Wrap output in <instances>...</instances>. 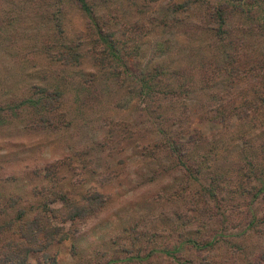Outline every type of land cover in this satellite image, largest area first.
Here are the masks:
<instances>
[{
    "label": "rangeland",
    "instance_id": "rangeland-1",
    "mask_svg": "<svg viewBox=\"0 0 264 264\" xmlns=\"http://www.w3.org/2000/svg\"><path fill=\"white\" fill-rule=\"evenodd\" d=\"M95 1L103 16L100 23L112 25L117 38L136 41L134 47L129 42L121 44L131 53L127 56L129 71L138 72L150 61L180 59L181 55L173 54L174 46L171 51L158 52L159 45H164L161 40H174L175 35L171 26L160 24L164 0L153 4L149 0ZM201 1L189 11L205 10ZM207 1L208 5L216 2ZM62 3L0 0V106L7 120L0 127V199H16L15 206L7 203L5 208L10 213L11 207H20L30 220L38 202L55 200L64 192L71 200L91 192L103 193L106 199L95 215L80 221L62 220L68 210L55 212L57 225L67 238L54 239L45 247L47 259L30 251L21 264H103L109 257L143 256L153 248L169 249L175 258L161 254L113 264H252L264 254V197L251 205L250 212L244 203L247 198L237 195L236 183L227 179L236 177L237 181L245 169L255 168L253 164L251 168L249 164L232 166L235 160L246 163L259 157L253 146L234 140L248 126L240 127L234 119L223 125L194 114L181 119V124L167 118L169 144L177 136L186 147L180 152L196 164L191 178L186 177L158 140L161 107L150 115L136 113L132 102L136 87L132 95L118 88L102 67L103 60H98L100 56L83 52L80 63L71 66L58 58L60 41L84 31L78 11ZM128 12L140 16L137 23L135 16L128 18ZM175 39L177 43L183 40ZM256 45L264 50V38L252 47ZM189 59H183L182 69L193 66ZM41 86L63 91L58 100H52L55 112L48 116L49 124L41 122L37 112L16 106L25 96L42 94L37 92ZM85 86L99 93L92 103L86 100L87 90H81ZM199 98L196 93L190 95V103L194 99L199 104ZM159 103L163 111L173 110L171 104ZM188 133L200 143L199 155L191 154ZM260 167L264 170V163ZM191 185H198L199 194L193 196ZM213 193L220 202H215ZM91 203L97 208L98 200ZM59 204L55 201L50 207ZM7 216L0 215V223ZM187 238L213 243L201 249L190 242L180 244Z\"/></svg>",
    "mask_w": 264,
    "mask_h": 264
},
{
    "label": "trees",
    "instance_id": "trees-1",
    "mask_svg": "<svg viewBox=\"0 0 264 264\" xmlns=\"http://www.w3.org/2000/svg\"><path fill=\"white\" fill-rule=\"evenodd\" d=\"M45 1L48 2V0ZM155 1L158 0H149L148 3L153 4ZM164 1L165 8L160 9V24L163 27L171 26L176 36H173L174 40L167 37L161 40L164 45L162 47L158 44L160 46L158 52L162 54L171 51L174 46L176 49L173 54L176 57L181 55L179 60L168 63L165 60L157 63L150 61L138 72L129 71L127 56L131 53L121 44L129 42L131 44L129 46L134 47L136 41L132 37L119 39L115 36L112 25L106 22L100 23V18L103 16L99 13L100 9L95 0H63L62 5L73 6L78 11L84 23V31H76L75 35L60 41L62 51L58 58L67 66H71L80 63L83 52H88L94 57L100 56L98 60H103L102 67L107 68V71L111 73V77L114 78L112 81L118 88H125L127 94L132 95L136 87L137 97L135 99L132 97L136 113L143 116L150 115L155 109L161 107L160 115L163 120L157 123L158 140L162 146L166 145L167 152L175 160L176 167H182L186 177L191 178L196 171V164L191 157H184L185 153L180 152L186 147L185 145L183 147L177 136L169 144L170 133L164 125L167 118L172 120L175 118L174 122L179 121L181 124V119L194 114L223 125L234 119L240 127L248 126L241 129L234 140L239 138L246 143L247 147L253 146L251 147L253 152H256L255 154L259 157L254 161L248 160L246 163L238 159L232 166L238 167L243 164L242 166L247 167L249 164L251 168L253 164L255 168L251 171L245 169V177L243 178L245 173L243 175L240 173L237 181H235L236 177H227V179L228 183H236L237 195H244L247 198L244 203L251 212V205L258 198L264 197V170L260 167L264 163V50L258 45L252 47L264 38V0H216L213 5H208V1L203 0L200 4H205V10L195 14L189 10L198 0ZM49 2L48 5H52L51 1ZM36 11L37 9L35 13ZM128 13V18L132 19L135 16L134 22L137 23L140 16L136 13ZM56 23L55 26L60 30L59 24L56 25ZM175 38L183 40L177 43ZM249 46L252 48L250 49ZM132 54L137 53L132 52ZM199 55H201L200 58H198ZM186 57H191L192 60H189L192 61L193 66L182 69V61ZM38 89L37 92L42 94L36 93L34 98L25 96L19 102L17 101L16 106L21 104L24 109L28 108L30 112H37L40 114L39 120L49 124L48 116L55 112L52 100H58L63 91L58 88L47 89L43 86ZM81 90L84 92L87 90L85 97L91 103L98 98L99 93L93 89H87L85 86ZM195 93L201 98H199V104H196L194 99L193 103H190V95ZM107 94L110 98V91L107 90ZM161 101L171 104L173 110L163 111L162 106L159 105ZM3 109L0 106V127L7 121ZM11 112L14 111L11 110ZM176 112L179 113L178 117L175 115ZM188 134L187 140L192 139L193 135ZM165 137L168 141H165ZM157 142L154 141V144L160 145ZM192 144L191 154L199 155L200 143L192 139ZM192 185L190 191L194 190L192 192L195 196L199 194V184L195 188H192ZM66 195L67 193L64 192L55 200L53 199L54 201L38 202L34 207L35 215L31 220L26 217L27 211L20 207L15 208L16 210L11 207L10 213L6 209L8 207L5 208L7 203L15 206L16 199H11L10 202L8 199H0V215H8L6 218H9L8 221L5 222V218L0 223V264H21L25 262L30 251L41 253L47 259L49 254L46 255L45 247L54 239L67 238L63 229L57 225L55 212L68 210L69 215L61 217L62 220L80 221L95 215L106 199L100 192L84 194L79 200H71ZM211 195L214 196L215 202H220L214 193ZM81 200L86 202L83 204ZM92 200H98L97 208L92 207ZM55 201L60 203L59 206L50 207V203L53 204ZM238 201L240 203L239 199ZM211 207L217 211L213 205ZM43 209L46 210L44 216H37ZM186 242L201 249L211 245L213 240L200 244L194 239L187 238L180 244ZM161 254L175 258L173 251L169 249L153 248L143 256L109 257L103 264L148 260L154 255ZM252 264H264L263 252Z\"/></svg>",
    "mask_w": 264,
    "mask_h": 264
}]
</instances>
